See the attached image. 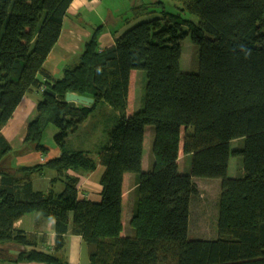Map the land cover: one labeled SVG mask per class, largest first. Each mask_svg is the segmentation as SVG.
I'll list each match as a JSON object with an SVG mask.
<instances>
[{
    "label": "trees",
    "instance_id": "obj_1",
    "mask_svg": "<svg viewBox=\"0 0 264 264\" xmlns=\"http://www.w3.org/2000/svg\"><path fill=\"white\" fill-rule=\"evenodd\" d=\"M172 1L183 5L179 11H166L163 0L135 5L134 19L153 15L103 49L97 26L79 61L56 77L44 63L73 0H0V130L22 97L45 85L56 95L46 90L38 101L23 148L47 154L52 123L61 150L44 164L0 171V260L72 264L60 252L66 236L76 234L90 264H264V0ZM155 5L162 9L154 17ZM185 10L197 20L184 18ZM188 34L199 47L194 72L180 65ZM138 70L147 81L143 106L133 111ZM68 92L95 101L72 107ZM101 101L119 117L94 157L71 137ZM148 125L155 128L152 161L143 171ZM238 139L243 147L232 146ZM9 151L0 133V159ZM180 152L191 156L188 172L179 169ZM232 155L243 158L241 176L228 174ZM98 164L106 167L100 199L81 197V175L71 172ZM43 167L55 171L61 191L34 189L32 174ZM126 173L136 175L131 236L123 235ZM195 177L221 178L213 240L189 237ZM32 212L55 221L53 252L38 249L35 235L15 226ZM12 246L20 247L17 254Z\"/></svg>",
    "mask_w": 264,
    "mask_h": 264
},
{
    "label": "crops",
    "instance_id": "obj_2",
    "mask_svg": "<svg viewBox=\"0 0 264 264\" xmlns=\"http://www.w3.org/2000/svg\"><path fill=\"white\" fill-rule=\"evenodd\" d=\"M105 1L107 0H73L68 9V13L64 18L60 37L44 63L45 69L50 74L60 77L66 66L76 64L80 55L84 51L86 42L91 38L97 23L103 25L99 37L101 49L113 45L119 34L126 30L129 25L127 23H125L123 27L114 34V29L103 22L107 19V16H109L108 20L111 22H114L115 20L123 21L124 18L123 15H119L122 14L121 11L115 13L111 6V2L108 3ZM126 1L128 2L127 6H130L129 0ZM144 1L146 0H140L139 2L143 3ZM90 18H95L96 21L92 22V20H90V22H87ZM42 98L43 92L38 88L32 89L26 93L16 107L12 117L2 126L0 133L10 145L12 151H9L4 158L0 159V171L13 173L17 168L44 164L48 159L60 155L61 150L59 147L51 142L46 144L49 147V152L47 154L27 149L24 150L23 148L28 125L32 118L37 114V104ZM77 106H80V104H77ZM147 139L148 134L146 131L142 160L143 171H148L151 167V163H148V160H146ZM230 168L231 165L229 166V169ZM105 169L106 167L104 165L98 164L96 169L90 172H71L81 175V181L79 184L81 197H87L92 200L100 199L102 191L100 180ZM55 175V171L48 167H43V169L34 172L32 174L34 189L48 192L54 187L56 191H61L63 189V183L61 181H52ZM135 188L136 175L133 173H126L123 184V235L127 236L134 234V229L129 223L133 213V205L136 195ZM15 226L28 233L34 234V240L36 241L35 244L38 249L50 252L54 251L56 242L54 220L43 218L41 214L32 212L26 214L23 218L15 222ZM66 238V246L60 253L65 255L67 260L72 264H90L88 249L84 244L82 237L76 234H68ZM12 248L13 250L11 252L17 254L20 247L12 246ZM30 248L32 247L29 246V249ZM0 264L46 263L0 260Z\"/></svg>",
    "mask_w": 264,
    "mask_h": 264
},
{
    "label": "rangeland",
    "instance_id": "obj_3",
    "mask_svg": "<svg viewBox=\"0 0 264 264\" xmlns=\"http://www.w3.org/2000/svg\"><path fill=\"white\" fill-rule=\"evenodd\" d=\"M140 0H129L130 6H127L128 2L126 0H107L105 2L110 3L114 9L115 13L121 11L123 17H130L133 13V7L135 5L142 4ZM153 1L157 0H146L145 3H149L150 6L153 4ZM164 9L168 12H177L181 3H177L172 0H163ZM152 2V3H151ZM183 6V5H182ZM181 6V7H182ZM156 12H154V17L156 13L161 11L159 5H155ZM152 8V6H151ZM153 14H145L140 16L138 19L132 20L133 24H130L128 27L135 25L136 23L146 20L151 17ZM182 15L186 19L197 20V16L191 14L188 11L182 12ZM123 18V19H124ZM106 19V17H105ZM109 16L103 22L110 25L114 30H120L125 24L124 20H115L111 22ZM96 21L95 18H90L87 22ZM100 23H97L95 28ZM185 28V27H184ZM182 57L180 61L181 69L187 72L197 71L198 66V51L199 47L193 42L191 34H188L182 39ZM79 59L77 60V62ZM76 62V63H77ZM135 82H136V94L134 100L133 111H138L143 106L144 95H145V86H146V72L144 70H138L136 72ZM119 113L115 111L109 104L106 102H99L98 107L95 112L80 125V128L76 133L72 134L71 140L73 144L82 149H89L94 157H96V152L103 148L109 140V129L116 124ZM153 125L147 126L148 139L146 143V160L148 163L152 161L151 156V144L154 131ZM151 133H150V131ZM57 132V128L54 124H50L47 127V130L44 135V143L48 142L55 143L54 135ZM150 143V144H149ZM233 147H243L244 140H232L231 142ZM149 149V150H148ZM182 149V148H181ZM179 169L183 172H188L191 169V156L184 155L180 152L179 158ZM231 169L228 174L234 177L241 176L243 174V158L241 156L232 155L230 159ZM195 181L199 187L198 195H194L191 206V217H190V227H189V237L191 239H216L219 236L218 232V199L221 190V178H209V177H195ZM136 194V192H135ZM130 225V223H129ZM131 227V226H130Z\"/></svg>",
    "mask_w": 264,
    "mask_h": 264
},
{
    "label": "water",
    "instance_id": "obj_4",
    "mask_svg": "<svg viewBox=\"0 0 264 264\" xmlns=\"http://www.w3.org/2000/svg\"><path fill=\"white\" fill-rule=\"evenodd\" d=\"M47 91L53 96L56 95V92L51 87L48 88ZM65 101L68 102L70 106L77 107V104L89 106L95 101V99L91 96L68 92L65 96Z\"/></svg>",
    "mask_w": 264,
    "mask_h": 264
},
{
    "label": "bare ground",
    "instance_id": "obj_5",
    "mask_svg": "<svg viewBox=\"0 0 264 264\" xmlns=\"http://www.w3.org/2000/svg\"><path fill=\"white\" fill-rule=\"evenodd\" d=\"M132 16H130V17H125L123 20H124V22L125 23H127V24H133L132 23V20H134V15H133V13L131 14ZM65 18V17H64ZM136 19H138V18H136ZM137 24V23H136ZM135 24V25H136ZM128 25V26H129ZM100 26V25H99ZM103 26V25H102ZM132 26H134V25H132ZM132 26H130V27H128V28H126V30H128L129 28H131ZM125 30V31H126ZM124 31V32H125ZM118 32V30H116V31H114V34H116ZM124 32H122L121 34H119V35H122ZM182 43V42H181ZM48 88H50V87H48V86H45V85H43V86H41V87H39L38 89H40L43 93L48 89ZM89 118V117H88ZM88 120V119H87ZM86 120V121H87ZM188 155V154H187ZM231 169V168H230ZM230 169H228V170H230ZM198 190H199V187H198ZM198 193H199V191H198ZM198 193L196 194V195H198ZM208 240H213V239H208ZM51 252H53V251H51Z\"/></svg>",
    "mask_w": 264,
    "mask_h": 264
}]
</instances>
